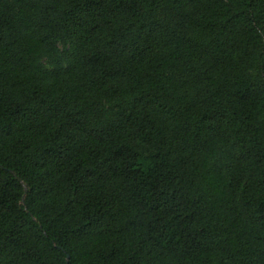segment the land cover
<instances>
[{"label": "trees", "instance_id": "obj_1", "mask_svg": "<svg viewBox=\"0 0 264 264\" xmlns=\"http://www.w3.org/2000/svg\"><path fill=\"white\" fill-rule=\"evenodd\" d=\"M0 264H264V0H0Z\"/></svg>", "mask_w": 264, "mask_h": 264}]
</instances>
